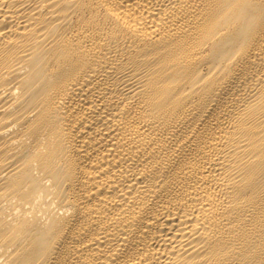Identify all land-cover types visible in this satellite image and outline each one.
<instances>
[{
    "label": "bare ground",
    "instance_id": "obj_1",
    "mask_svg": "<svg viewBox=\"0 0 264 264\" xmlns=\"http://www.w3.org/2000/svg\"><path fill=\"white\" fill-rule=\"evenodd\" d=\"M0 264H264V0H0Z\"/></svg>",
    "mask_w": 264,
    "mask_h": 264
}]
</instances>
